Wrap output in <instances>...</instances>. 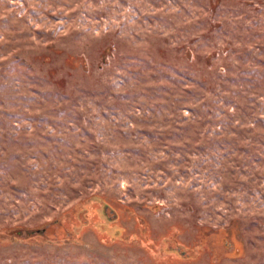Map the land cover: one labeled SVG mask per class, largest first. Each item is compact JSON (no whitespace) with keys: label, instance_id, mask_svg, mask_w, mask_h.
<instances>
[{"label":"rangeland","instance_id":"1","mask_svg":"<svg viewBox=\"0 0 264 264\" xmlns=\"http://www.w3.org/2000/svg\"><path fill=\"white\" fill-rule=\"evenodd\" d=\"M0 264H264V0H0Z\"/></svg>","mask_w":264,"mask_h":264}]
</instances>
